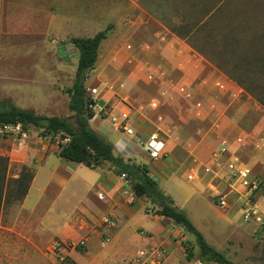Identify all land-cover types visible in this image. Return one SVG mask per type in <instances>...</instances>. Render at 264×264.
Masks as SVG:
<instances>
[{"label": "crops", "instance_id": "1", "mask_svg": "<svg viewBox=\"0 0 264 264\" xmlns=\"http://www.w3.org/2000/svg\"><path fill=\"white\" fill-rule=\"evenodd\" d=\"M151 3L149 11H146L134 0L132 18L124 16L119 22L123 27L130 23L136 34V45L132 50L125 49L119 54L118 59L123 61L126 70L120 76L122 82L119 79L120 82L112 80L96 69L90 71V76L96 74L95 82L100 83L101 90H104V94L96 101L94 111L99 112L106 106L115 112L130 110L136 136L115 138L110 130L102 129L100 125L96 128L101 131H95L114 148L122 150L125 155L121 157L125 160L132 159L144 165L162 192L183 212L195 194L207 193L209 198L221 195L227 198V202L233 199L241 215L237 192L242 188L238 181L229 177L227 164L237 162L239 167L249 169L252 177L261 180L253 171L259 164L264 165V107L247 94L254 90L244 88V84L234 75L231 79L186 39L178 37L164 24L165 12L161 11L167 7L164 0H152ZM2 4L3 0H0V22ZM21 12L25 13V20H17L11 12L6 17L7 23L12 27H31L28 24L31 14L44 16V27L56 43L63 61L77 57L78 62V51L69 41V46L64 42L71 38L92 37L87 34H91L94 27L103 21L102 16L94 15L92 0H54L51 7L26 8ZM108 25L109 22L105 23V27ZM103 28L100 27L95 34ZM69 29L79 35L67 36L65 31ZM141 30L146 31L143 37H140ZM75 71L70 72L73 79ZM64 72L69 73L63 69L55 75L62 76ZM28 75L24 71L0 73L11 91L19 76ZM41 76L44 77V74ZM86 83L87 80L85 87ZM218 84L223 85L224 89ZM180 89L191 93L193 101L184 100L179 94ZM41 97L39 101L42 102ZM60 99H64L67 104L69 102L67 95H60ZM153 102L156 108L151 107ZM196 102L201 103L200 109L194 106ZM192 124L198 126L194 136L187 138L182 129ZM151 132H157L165 141V156L156 161L150 160L141 148L142 140ZM220 140H226L228 153L213 157ZM58 151V143L51 144L38 136L27 142L21 151L22 158L17 163L25 166L38 163L21 207L26 212L24 204L41 177H46V182L43 188L38 189V198L48 185L53 184L57 189L56 201L68 192L67 200L86 202L84 214L78 212L70 224H65L55 233V239L62 242L89 237L82 252L70 253L72 264H126L141 250L159 251L161 264L184 263V243L189 240L187 232L173 222L155 216L148 200L135 199L129 183L114 176L112 169L102 165L99 169L90 170L61 159ZM16 157L12 152L11 160ZM78 176L80 182L76 183L73 180ZM188 176H192L193 180L188 181ZM178 177L188 182L195 181L196 184L193 188H182L178 184ZM98 194H103L105 199L98 200ZM108 217L116 221L115 228L103 226V220ZM104 238L109 239L107 244H102Z\"/></svg>", "mask_w": 264, "mask_h": 264}, {"label": "rangeland", "instance_id": "2", "mask_svg": "<svg viewBox=\"0 0 264 264\" xmlns=\"http://www.w3.org/2000/svg\"><path fill=\"white\" fill-rule=\"evenodd\" d=\"M53 1L3 0L0 22V73L24 71L29 75L19 76L12 91L5 85L4 77H0V102H9L18 109L33 111L38 116L66 119L74 126L73 114L64 99H60V95L66 96L65 90L72 85L73 76L70 72L76 69L77 57H71L67 61L60 59L57 45L44 27V16L31 14L28 18L31 20L28 22L31 27H12L6 21L11 12L17 20H25L22 10L24 12L26 8L51 7ZM136 1L146 11L152 6V0ZM164 1L167 4V7L161 10L165 12L164 24L173 33L187 38L199 53L214 62L231 79L234 75L247 88L259 90L251 94L264 104V0H182V3L181 0ZM132 2L134 0H92L94 15L102 16L103 21L87 35L93 37L100 27H104V30L107 22L112 25L107 39L102 43L100 57L94 69L115 81L122 82L120 76L126 73L123 61L118 59L119 54L126 46L136 45V34L130 27L131 24H127V20L124 27L119 23L124 16L132 18ZM145 32L141 30L140 37H143ZM65 33L71 37L79 35L70 29ZM68 41L69 39L64 43L69 46ZM69 55L72 56V53ZM62 68L69 73L55 75L63 70ZM86 80V89L98 88L99 94L92 96L98 101L104 90H101L100 83L95 82L96 74L90 76L89 73ZM41 96L42 102L39 101ZM95 115L94 120L89 121L93 131L100 125L102 129L110 130L115 138L123 136L103 112L96 111ZM197 126L192 124L183 127V135L187 138L194 136ZM38 133L39 130L29 128L23 137L19 130L14 128L10 127L5 131L0 128V264H57L48 252L49 245L53 241H59L55 239V233L65 224H70L78 212L84 214L83 210L87 206L85 201L67 200L68 192L56 201L57 189L53 184L48 185L38 198V189L43 188L46 182V177H41L36 181L24 204L26 212L22 210L25 198H21L22 186L17 183V179L23 167L35 172L38 163L25 166L17 162L22 158L20 153L25 149L27 142ZM40 139L51 144L61 141L59 135ZM12 152L17 157L11 160ZM114 155L125 154L115 147ZM103 166L112 169L108 163ZM263 172L264 165L259 164L253 174L264 183ZM73 181L79 183L80 176ZM178 184L182 188H193L196 182H188L178 177ZM166 191L171 193L167 188ZM214 201L215 198H209L207 193L195 194L185 206L184 213L207 244L233 264H264V226L255 220L244 221L233 199H228L230 209L226 210L214 207ZM255 201L259 216L264 222V190L255 195ZM138 204L141 205L139 202ZM44 216L47 218L43 219ZM188 237L189 240L184 243L185 247L190 249L193 258H199L194 237ZM78 241L77 239L73 242ZM82 251L77 249L75 252ZM69 256L67 264H72Z\"/></svg>", "mask_w": 264, "mask_h": 264}, {"label": "trees", "instance_id": "3", "mask_svg": "<svg viewBox=\"0 0 264 264\" xmlns=\"http://www.w3.org/2000/svg\"><path fill=\"white\" fill-rule=\"evenodd\" d=\"M112 25L96 33L90 38H71L69 43L78 51V62L71 87L65 90L69 98L68 109L73 114L74 126L66 119L58 117H45L35 115L33 111L21 110L9 102H0V127L19 126L21 133H26L29 128L39 130L38 137L60 136L58 143V156L66 161L83 165L90 170L99 169L108 163L112 167V174L116 177L125 176V181L131 186L132 195L135 199L146 198L154 208V215L163 217L189 235L194 237L195 245L199 251V259L205 264H233L222 253L217 252L205 241L202 234L194 227L185 213L174 205L160 189L158 183L150 176L144 165L137 164L132 160H125L121 156L114 155V146L104 140L89 125V121L95 116L94 107L96 101L89 96L85 88L88 74L95 67L100 44L106 40ZM178 37L187 39L184 37ZM246 89L245 85L243 86ZM254 100L264 104L253 97ZM34 172L26 167L22 168L17 183L22 186L21 198H25ZM186 259L193 258L190 249L185 247Z\"/></svg>", "mask_w": 264, "mask_h": 264}, {"label": "built area", "instance_id": "4", "mask_svg": "<svg viewBox=\"0 0 264 264\" xmlns=\"http://www.w3.org/2000/svg\"><path fill=\"white\" fill-rule=\"evenodd\" d=\"M126 50H132L131 46H126ZM151 79V76H149ZM221 89H224L223 85H219ZM89 96H96L98 95V88H89L87 89ZM179 94L182 98L186 101H193V96L191 93L180 89ZM194 106L197 109L201 108V103L196 102ZM152 108H156V103L153 102L151 104ZM101 112L104 113L107 117L110 118V121L113 126H115L116 130L122 133L126 137H135L136 132L133 126V116L130 110L122 111V112H115L112 108L103 107ZM2 130H7L10 126L0 127ZM16 130H19V134L23 137L26 136L25 133H21L20 127L15 126L11 127ZM241 140H238L240 142ZM141 148L144 150L146 156L152 160L156 161L159 160L161 157L165 156V141L160 134L157 132H151L146 139L142 140ZM228 153V144L226 140H220L219 148L216 152L213 153V157L223 156ZM227 171L229 177L234 180L238 181L242 190L237 192V197L240 200V210H241V218L246 221H257L264 226V222L261 220L259 216V209L257 203L255 201V195L264 190V183L262 180H258L251 176V172L249 169L245 167H239L237 162H230L227 164ZM122 179L125 180V176H121ZM188 181H192V176L187 177ZM97 199L103 201L105 198L103 194H98ZM214 205L216 208L220 210H226L229 208L227 198L221 195L215 197ZM103 226L107 229H113L116 227V221L113 218H105L103 220ZM89 237L86 236L80 239L78 242H61V241H53L49 245V255L54 258V261L57 264H67L68 256L71 252H75L78 250H84L87 246ZM109 242L108 238H104L102 240V244H107ZM161 253L157 250L145 251L141 250L136 253L134 258L129 260L126 264H161L160 260ZM183 264H205L199 258H190L185 259Z\"/></svg>", "mask_w": 264, "mask_h": 264}]
</instances>
